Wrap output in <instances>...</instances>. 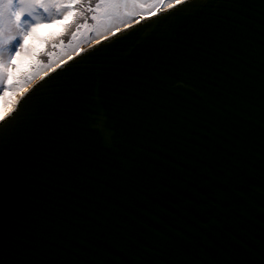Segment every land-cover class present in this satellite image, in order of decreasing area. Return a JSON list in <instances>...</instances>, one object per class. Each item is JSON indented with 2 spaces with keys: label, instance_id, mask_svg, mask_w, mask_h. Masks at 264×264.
I'll list each match as a JSON object with an SVG mask.
<instances>
[{
  "label": "snow or ice",
  "instance_id": "1",
  "mask_svg": "<svg viewBox=\"0 0 264 264\" xmlns=\"http://www.w3.org/2000/svg\"><path fill=\"white\" fill-rule=\"evenodd\" d=\"M163 12L154 23L164 31L137 67L195 63L228 72L233 57L258 53V136L237 118L240 89L231 83L214 93L222 117L192 141L188 118L162 109L153 83L117 70L110 50L135 39L126 30L145 15ZM72 13L71 50L56 59L42 54L33 72L9 84L8 69L31 32ZM82 29L97 33L96 44L100 37L108 43L45 80L82 50ZM184 44L194 56L176 55ZM98 80L113 86L128 133L162 153L134 158L118 178L84 166L90 157L80 129ZM6 92L17 95L11 112L0 114V264H264V0H0V94ZM249 107L251 118L254 103ZM93 126L117 151L126 148L106 110H96Z\"/></svg>",
  "mask_w": 264,
  "mask_h": 264
},
{
  "label": "water",
  "instance_id": "2",
  "mask_svg": "<svg viewBox=\"0 0 264 264\" xmlns=\"http://www.w3.org/2000/svg\"><path fill=\"white\" fill-rule=\"evenodd\" d=\"M206 2V0H205ZM147 15L134 24L128 32H135L136 38L125 41L115 49L110 50V59L114 61L117 70L136 72L146 77L157 88L158 103L166 111L182 112L189 121V139L195 141L205 130H208L209 122L222 117L224 104L214 93H219L224 83H231L240 89L236 93V116L243 120L245 128L253 130L259 135V99H260V66L258 53L255 58H249L238 54L233 57L232 70L228 72L219 69H202L195 63H178L173 67L163 68L159 64H150L146 68H138L139 58L143 49L153 40L157 39L164 29L155 24L159 15ZM184 28L190 27L189 22H184ZM139 30V31H137ZM116 33L115 36H120ZM115 38L111 37L110 39ZM108 41L100 38V43L95 41L82 47L77 55L66 62H61L60 68L50 71L44 77L50 80L68 64H74L81 56L103 47ZM258 44V39H257ZM179 57L194 56L195 52L190 45H182L176 53ZM39 79L34 87H39ZM15 103V102H14ZM13 103V104H14ZM254 103V116L249 118L250 104ZM13 104L6 110L11 112ZM23 104V100L21 101ZM88 111L85 113L80 134L85 142V148L90 159L84 161V166L91 165L92 171L97 176L111 174L114 177L126 175L132 167L133 159H143L146 156H162L159 146L145 141L143 138L132 136L122 125V117L115 106L113 86L104 80L93 82L87 93ZM104 109L108 114L111 127L119 142L126 148L116 150V146L106 143L96 132L93 121L96 110ZM163 163H179L162 159ZM163 183V181H162ZM74 243H79L74 241Z\"/></svg>",
  "mask_w": 264,
  "mask_h": 264
},
{
  "label": "rangeland",
  "instance_id": "3",
  "mask_svg": "<svg viewBox=\"0 0 264 264\" xmlns=\"http://www.w3.org/2000/svg\"><path fill=\"white\" fill-rule=\"evenodd\" d=\"M145 2H149V0H145ZM166 2V1H165ZM136 13L133 12V15ZM45 14L41 12L40 17L43 18ZM146 16V15H145ZM125 19L129 17H124ZM66 20V19H64ZM56 21L53 24H46L43 23L34 31L31 32V34L24 40V51L16 54L12 60L13 67H10L8 69L9 76L12 73L13 69L20 70L21 67H25L29 65L31 60H34L37 56H42V54L47 53L48 51H51L50 45H55L57 42L58 35L62 34L63 29L60 27L62 25V21ZM91 25V20L89 22ZM48 31L49 35L46 39L42 38V35L44 32ZM82 35L77 37V42L80 44L81 48L96 41L97 39V33L93 31H87L82 29ZM102 38V37H100ZM43 39V40H42ZM62 40V38H60ZM56 41V42H55ZM72 44V36L70 35L69 39L66 41V46L59 47L58 53L56 55L61 56L64 52L70 51V45ZM63 45V44H62ZM43 59V58H42ZM48 59L44 60L42 62L43 64L48 63ZM53 59V58H52ZM15 79L16 76L14 75ZM23 78L20 79V81ZM14 83H18V81H14ZM12 83V84H14ZM17 93L14 92H6L3 94H0V114H4L6 110L15 102Z\"/></svg>",
  "mask_w": 264,
  "mask_h": 264
},
{
  "label": "trees",
  "instance_id": "4",
  "mask_svg": "<svg viewBox=\"0 0 264 264\" xmlns=\"http://www.w3.org/2000/svg\"><path fill=\"white\" fill-rule=\"evenodd\" d=\"M92 2H93V4H95V0H92ZM74 18H75V13H72L66 17V20L61 22L62 25L60 27L63 29V31H62L63 33L61 35L60 34L58 35V38L56 40L57 42L55 41L56 42L55 45H50V49H52L51 52L53 53V56H52L53 59H56L59 57L56 54L58 53V50H59V47L61 46V44H63L64 47L66 46V41L70 37V35L68 34V31H67V25L71 24L74 21ZM88 22H90V17H89ZM48 35H49V32L46 31L42 35V38L46 39L48 37ZM60 38H62V40ZM39 58H40V56H37L34 60L30 61L29 65H27L25 67H21L20 70L13 69L11 75L9 76L8 82H10V84L14 83L15 80L19 82L21 78H24L29 73L33 72L35 66L37 65V61ZM47 58H49V56L43 55V59L46 60ZM43 59L41 60V63L44 62ZM48 62H49V59H48ZM14 75L16 76L17 79H15Z\"/></svg>",
  "mask_w": 264,
  "mask_h": 264
}]
</instances>
